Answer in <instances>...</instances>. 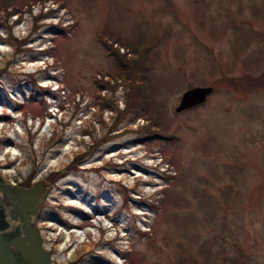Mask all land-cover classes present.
<instances>
[{"label": "rangeland", "instance_id": "rangeland-1", "mask_svg": "<svg viewBox=\"0 0 264 264\" xmlns=\"http://www.w3.org/2000/svg\"><path fill=\"white\" fill-rule=\"evenodd\" d=\"M101 31L155 44L139 114L96 104ZM0 168L63 173L39 226L64 263L264 264V0H0Z\"/></svg>", "mask_w": 264, "mask_h": 264}, {"label": "water", "instance_id": "water-1", "mask_svg": "<svg viewBox=\"0 0 264 264\" xmlns=\"http://www.w3.org/2000/svg\"><path fill=\"white\" fill-rule=\"evenodd\" d=\"M211 87L183 93L177 113L202 104ZM51 184L43 179L22 188L0 180V264H56L44 247L36 216Z\"/></svg>", "mask_w": 264, "mask_h": 264}, {"label": "trees", "instance_id": "trees-1", "mask_svg": "<svg viewBox=\"0 0 264 264\" xmlns=\"http://www.w3.org/2000/svg\"><path fill=\"white\" fill-rule=\"evenodd\" d=\"M7 5H4V16L7 17L6 13ZM30 7L28 6L27 11H29ZM11 14V13H10ZM102 39H100V43L103 48H105V52L108 56H113L118 61L119 66L121 67L119 74L115 73H107L103 74L102 71H98V74L101 76L100 81H96V86L98 88L96 92V104L99 106L101 110L103 109H112L115 110L117 113H130V109H135L136 113L139 114L141 110H144L143 104H146V101H149V97L144 94L145 91L149 90L148 83H147V70H146V62L148 53L155 47V44L150 43H134L131 46H125L128 51H131V56H127L129 53H125L122 55L119 52V49H116L112 46L113 42L118 40V36L111 35L109 38L105 36V33L101 31ZM143 60V62H142ZM106 76L109 78L105 80ZM102 78V79H101ZM103 80V81H102ZM118 81L122 84V87L126 92L125 97V109L122 111L118 109L116 101L114 100V94L120 87L118 85ZM237 80L230 79V80H221L220 82L225 85V87L235 88V82ZM214 89L219 88L218 86H211ZM254 87L253 89H256ZM105 91L104 94H109L108 98L105 95L102 96V92ZM98 122H102L101 116L97 118ZM150 138H156L159 140H174V136L166 137L163 135L155 134L152 135L149 133ZM145 235V234H144ZM76 264V263H75Z\"/></svg>", "mask_w": 264, "mask_h": 264}, {"label": "flooded vegetation", "instance_id": "flooded-vegetation-1", "mask_svg": "<svg viewBox=\"0 0 264 264\" xmlns=\"http://www.w3.org/2000/svg\"><path fill=\"white\" fill-rule=\"evenodd\" d=\"M45 94H48V93H44V95H45ZM50 94H52V96H56V93H50ZM1 170H2V169L0 168V180H1L2 182H5V183L8 184V185H11V186L27 188V187H30L34 182H36V181L38 180V179H37V180H35V181H33V180H30V181H29V179H28V181H23V182H20V183H10V181H9L7 178H5V177L3 176ZM62 174H63V173H62ZM62 174H59L58 172H51L49 175L39 178V180H40V179H43V180H45L46 182H49V183H51V182L53 181L52 186H53V188H54V186H55V184L58 182V180H60V178H63ZM64 177H65V176H64ZM55 179H56V180H55ZM54 183H55V184H54ZM49 194H50V193H47L46 198L44 199L42 205L40 206L39 211H38L37 216H36V225H37V227H38V229H39V231H40L41 234H42V232H43L44 230H45V231H48L47 229H45L44 226H42V227L39 226V224H40L41 220H42V222H44L43 219H44L45 217L43 218V212L46 211V208H48V202H49V197H50ZM42 237H43V241H44V243H45V241H48V240H49L48 238H46V237L43 236V235H42ZM50 242H51V243H50V247L47 248V250H48V252L51 254L54 263H56V264H74V263H71V262L64 263V262L60 261V260L56 257V249H55V247H54V246H55L54 241H50Z\"/></svg>", "mask_w": 264, "mask_h": 264}, {"label": "bare ground", "instance_id": "bare-ground-1", "mask_svg": "<svg viewBox=\"0 0 264 264\" xmlns=\"http://www.w3.org/2000/svg\"><path fill=\"white\" fill-rule=\"evenodd\" d=\"M105 224H107V223L105 222V223H104V225H105ZM64 233H65L66 235H69V234H68V232H67V233H66V232H64ZM78 234H79V233H78Z\"/></svg>", "mask_w": 264, "mask_h": 264}]
</instances>
